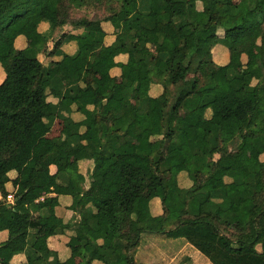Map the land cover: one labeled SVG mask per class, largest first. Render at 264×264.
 I'll return each instance as SVG.
<instances>
[{
	"label": "trees",
	"instance_id": "1",
	"mask_svg": "<svg viewBox=\"0 0 264 264\" xmlns=\"http://www.w3.org/2000/svg\"><path fill=\"white\" fill-rule=\"evenodd\" d=\"M261 69L264 0H0V264H140L151 234L264 264Z\"/></svg>",
	"mask_w": 264,
	"mask_h": 264
},
{
	"label": "rangeland",
	"instance_id": "2",
	"mask_svg": "<svg viewBox=\"0 0 264 264\" xmlns=\"http://www.w3.org/2000/svg\"><path fill=\"white\" fill-rule=\"evenodd\" d=\"M52 18H56V15H50ZM127 26L124 28H121L117 31L118 38H121L123 33L126 31ZM38 40L36 38L32 39L31 44H35ZM160 50V47L156 44L153 46L152 51L158 52ZM259 53V46H257L253 54L257 55ZM211 65H205L201 68L200 72L197 75H189L188 81L192 82L198 77H203L208 75V73L211 72ZM10 73V71H9ZM133 75H135V72L133 70ZM261 74H264V69H261ZM100 77L104 80L105 86L104 89L93 91L91 93V100L92 102H95L101 98L108 92L109 90V84L113 82V79H107L105 76V73L101 72ZM7 76V73L5 74ZM3 78V77H2ZM66 83H71V80L66 79ZM127 106L129 108L132 107L131 103H128ZM61 122L60 120H57L52 128V131L50 133V136H57L59 135V132L61 130ZM234 145H226L221 150L222 156H227L230 153H235V156L238 160L242 161L245 158H252L253 157V151L252 148H248L245 152H237L234 149ZM264 157V156H263ZM71 162L74 165L75 163V156L72 155ZM54 169V167H52ZM89 164L84 165V169L89 170ZM83 169V168H82ZM15 176V174L11 175ZM54 179H49L46 181L47 184H54ZM63 203H69L68 199L63 196L61 198ZM141 204H147V200H144L141 202ZM75 224L76 228H79L78 225ZM248 225V217L245 215H241L238 218L237 223L234 225V229L236 231L245 230ZM46 231L42 232V240L41 243L45 244V239L47 237ZM153 235V234H151ZM146 236L144 238L143 244L141 245V248L136 256L138 262L140 264H207L210 262V260L203 255L198 249H196L191 243H189L185 239H169V238H163L159 236ZM151 236V237H150ZM66 242H57L56 248L58 250H61L64 248ZM74 246V253L76 256V259L78 261L81 260L82 256V248L77 243H73ZM4 255L0 253V259L3 258ZM208 260V261H207Z\"/></svg>",
	"mask_w": 264,
	"mask_h": 264
},
{
	"label": "crops",
	"instance_id": "3",
	"mask_svg": "<svg viewBox=\"0 0 264 264\" xmlns=\"http://www.w3.org/2000/svg\"><path fill=\"white\" fill-rule=\"evenodd\" d=\"M20 45L22 46V45H24V43L23 42H20ZM5 74L6 73H0V84L3 82V80L6 78V76H5ZM111 74H112V76H114V79H113V81H119V76H118V74H117V71H116V69L115 70H112V72H111ZM3 77V78H2ZM66 79H69V78H65V82H66ZM70 80V79H69ZM72 82V81H71ZM67 84V83H66ZM69 84H71V83H68L67 85H69ZM155 90H153L152 92H154ZM90 108H92V106H90ZM11 175H13V173L11 174ZM11 177H14V176H11ZM7 185H10V183H8ZM63 197V196H62ZM61 197V198H62ZM67 199H68V201H70V198H68V197H66ZM62 200V199H61ZM47 233H48V231H46ZM49 235V234H48ZM47 235V236H48ZM6 237V232L4 231V232H2V233H0V240H2V239H4ZM56 243L57 242H55V248H56ZM57 249V248H56ZM83 252V251H82ZM0 253L2 254V255H4L3 256V258L2 259H0V260H4V261H7V260H10L11 258H12V254H11V252H9L8 250H6V249H4V248H0ZM21 256H14L13 258H12V260H14V259H16V258H20ZM76 257V256H75ZM82 257V256H81ZM81 260H82V258H81ZM208 261V260H207ZM210 263V262H209ZM209 263H207V264H209Z\"/></svg>",
	"mask_w": 264,
	"mask_h": 264
},
{
	"label": "built area",
	"instance_id": "4",
	"mask_svg": "<svg viewBox=\"0 0 264 264\" xmlns=\"http://www.w3.org/2000/svg\"><path fill=\"white\" fill-rule=\"evenodd\" d=\"M0 199H2V193L0 192ZM8 199L10 202L14 203V195L13 194H9Z\"/></svg>",
	"mask_w": 264,
	"mask_h": 264
}]
</instances>
